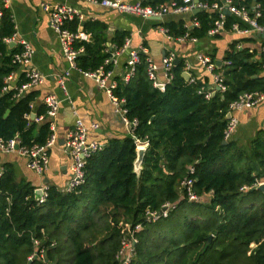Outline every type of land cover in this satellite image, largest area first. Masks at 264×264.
Returning <instances> with one entry per match:
<instances>
[{"label":"trees","instance_id":"16d2710c","mask_svg":"<svg viewBox=\"0 0 264 264\" xmlns=\"http://www.w3.org/2000/svg\"><path fill=\"white\" fill-rule=\"evenodd\" d=\"M172 1L183 4L182 0L148 4ZM258 2L263 22L264 0ZM1 9L0 139L19 135L22 146L42 145L51 134L49 121L37 131V124L30 125L28 119L39 91L17 96L26 75L4 89L5 78L17 68L13 55L21 47L7 49L5 38L15 33V23L10 10ZM194 17L199 26L190 34L204 38L218 13L199 10ZM77 21L72 30H77ZM235 21L226 16L225 31H231ZM166 26L173 36L187 32L182 21ZM84 29L92 38L75 44L84 48L77 56L78 67L95 71L104 65L106 71L113 70V62L105 63L114 52L106 43L105 25L88 22ZM126 36L116 34L117 49L124 46ZM243 41L250 39L235 36L222 58L228 63L214 69L225 77L226 90L211 98L202 91L209 89L211 76L194 74V82L187 80L184 59L176 62L164 88L155 87L148 75V56L140 53L129 81H119L114 89L115 96L125 101L128 119H136L137 125L132 135L113 138L88 158L85 181L75 190L50 185L41 203L34 187L17 181L8 165L0 175V264H29L34 238L41 241L48 262L36 259L32 264H117L122 239L137 224L142 228L136 232L137 252L131 264H264V192L255 185L264 179V127L249 147L233 139L224 143L230 105L243 93L264 92V57L255 59L248 47L237 48ZM7 110L10 113L4 117ZM137 139L147 144L139 174L134 165ZM187 179L199 200L188 199L183 185ZM166 204L173 206L167 217L148 219L150 212Z\"/></svg>","mask_w":264,"mask_h":264},{"label":"crops","instance_id":"0c3cea01","mask_svg":"<svg viewBox=\"0 0 264 264\" xmlns=\"http://www.w3.org/2000/svg\"><path fill=\"white\" fill-rule=\"evenodd\" d=\"M129 1L152 5L148 4L149 0ZM44 2L73 7L80 17L68 22L67 27L73 32L83 31L88 34L87 41H91L92 37L91 33L85 31V23L99 22L105 25L106 43L114 51L110 58L113 62V78L118 81H122L123 76L129 71L127 66L129 50L139 48L145 49L143 53L152 58L159 66L162 64L163 57L174 51L178 56V60L184 59L185 64H191L190 73L192 75L195 74V77L200 78L201 75L208 74L212 79V74L199 63L198 56L203 54L213 58V54L216 56V61L223 60V55L230 42L235 39V36L231 33L222 34L220 38H216L217 36L211 37L207 34L206 37L198 38V41L194 43L179 41L178 38L182 35H171L166 26L169 23L182 21L187 28V32H190L192 27H196L192 25L195 18L194 9L196 8L179 14L171 12L162 18H144L122 13L99 4H92L85 0H9L6 8L10 10L15 23V33L12 36L15 38L13 42H16V44L12 47L10 44L13 42L5 41L7 49L21 47L20 41L24 40L34 49V55L30 64L26 66L17 65L15 71L5 78V82L13 87L22 75L27 77V73L31 69L38 70L45 76L43 84L30 86L19 95L18 92L17 96H21L24 92L32 89L39 91V96L31 105L32 111L28 115L29 124H37L36 129L38 131L43 121H49L51 130L52 121L55 126L54 132L57 140L49 150L50 162L43 175L31 170L27 166V157L18 152H0V175L10 165L15 172L17 181H26L34 187L35 198L36 190L42 188L45 184L55 185L61 189L66 188L71 178L70 165L72 162L66 141L76 120L81 119L88 127L89 140L97 141L104 146L113 138L123 139L128 135H132L129 124L116 111L114 101L99 82L70 66L63 54L59 36L51 26L49 15L41 7ZM169 3H159L153 6ZM75 20H78L77 30H72ZM119 32L126 33L127 36L124 46L117 49L113 39ZM250 41H256V44L259 43L254 38ZM127 42H129L128 48L123 50ZM66 72H69V75L66 76ZM157 75L159 81L165 82V75L161 68L157 71ZM9 77L11 78L9 79ZM61 77L64 78V84H61ZM27 82L28 77L23 84ZM22 85L19 87V91ZM51 94L57 96L61 101L57 115L51 121L48 118L43 121L36 120L46 114V112L45 114L40 113V110L43 108L47 111L45 98ZM235 114L239 119V124L232 135V139L241 146H249L258 130L264 127V102ZM93 124H97V127H92Z\"/></svg>","mask_w":264,"mask_h":264},{"label":"built area","instance_id":"2783aa9c","mask_svg":"<svg viewBox=\"0 0 264 264\" xmlns=\"http://www.w3.org/2000/svg\"><path fill=\"white\" fill-rule=\"evenodd\" d=\"M9 0H0V16L2 14V7H7ZM92 4H99L101 6L117 10L122 13H128L136 16H142L144 18H162L168 13H183L191 11L194 8H199L200 10H210L218 13V18L214 22V25L209 29L208 35L215 37L219 34L231 33L234 36H237L242 39H256L259 41L256 44L252 41H243L237 45V48L243 49L248 47L249 51L254 55V58H263L264 57V21L260 22V19L263 16V11L261 9V3L257 0H254L250 5L244 3L245 0H241V4H236L234 0H221V3L214 2L212 4L206 2H196V0H182L183 4H178L175 1L170 2L169 4L161 5H146L142 2H131L129 0H85ZM42 9L48 13L51 26L57 32L61 44V48L65 58L70 63V66L74 69H78L83 72L86 76L94 78L99 82V84L106 90L108 95L112 98L116 105V111L122 115L123 120L129 124L131 131L137 125V120H129L127 117V109L124 106V100L118 99L114 94V89L117 87L119 81L113 78V71H106L104 65L100 66L95 71H83L77 65V56L84 51L83 47L76 48V42L87 41L89 36L83 31L73 32L67 27V23L79 18L78 12L71 6L52 4L44 2L41 5ZM229 11V15L235 17L236 21L232 24L231 31H225L226 24V14L225 11ZM193 26H199V21L194 18L192 21ZM179 41H191L197 42L198 38L192 36L190 32H186L180 36ZM15 38L13 36L5 38L6 42H13ZM21 50L13 55V63L17 65L26 66L31 63L32 57L34 55V49L31 45L24 41H20ZM129 42L125 45L123 50H127ZM145 49H130L129 58L127 61V66L129 71L121 79L124 82H128L132 76L136 64L139 62V55L143 53ZM119 53V51H117ZM116 52V53H117ZM178 60V56L174 51L169 52L162 59V64L159 66L156 64L152 58L147 57L148 62V75L149 78L153 81L155 87L160 85H166L172 80V68L175 66ZM111 59L105 61L108 64ZM199 63L206 68V70L212 74V85L206 91L205 95L207 98H211L217 91L226 90L224 84L225 77L221 73L214 72L216 67L219 65L214 61L210 56L200 54L198 56ZM227 61L222 60V64H227ZM221 64V65H222ZM162 69L165 75V82H161L158 79L157 71ZM191 64H186L185 72L190 73ZM66 76L69 75V72H66ZM28 82L23 84L18 93L21 94L24 90L30 86L41 85L44 82L45 76H43L38 70L31 69L27 73ZM11 77H9L10 79ZM191 82L196 80L195 77L190 73ZM61 84H64V78H60ZM9 84H7L4 89L8 90ZM264 102V92H253V93H243L239 98L234 101L230 107L227 114L229 120L228 125L225 129L224 140L229 141L232 138L234 131L236 130L239 119L236 116V112L242 111L244 109L252 108L257 106L260 103ZM45 104L47 111L45 115L38 117L36 120L43 121L48 118L52 120L55 117L60 109L61 101L54 94L48 95L45 98ZM92 127L96 128L97 124H93ZM55 126L51 121V134L47 138L46 142L42 145H33V146H22L19 136H15L11 139L4 140L0 139V152L2 153H14L18 152L27 157V166L36 172L39 175H43L50 162L49 150L55 145L57 136L55 134ZM138 146H146L137 139ZM66 145L68 152L71 155V178L64 189L65 191H73L79 186H81L85 181V165L89 157L94 153L101 151L104 148V145L97 142L91 141L88 139V127L85 123L78 119L75 122L74 127L69 132ZM192 171V170H191ZM264 183L263 180H258L255 185ZM183 185L187 187V196L190 201L199 200L198 196L191 189L192 180L187 179L183 182ZM43 194L37 199L39 202H44L48 196L49 185L45 184L42 187ZM173 208L171 204H166L163 206L162 210L150 212L148 215L149 220H156L161 216L167 217L170 210ZM142 228L141 224H137L133 230H131L123 239L121 247L116 253L117 264H131L133 259L136 256V244L138 239L136 237V232ZM34 252L28 257L29 264L36 259H42L44 262H48L46 258V250L42 247V243L38 238H34Z\"/></svg>","mask_w":264,"mask_h":264},{"label":"water","instance_id":"95a60500","mask_svg":"<svg viewBox=\"0 0 264 264\" xmlns=\"http://www.w3.org/2000/svg\"><path fill=\"white\" fill-rule=\"evenodd\" d=\"M196 2H199V0H196ZM198 11H199V8L194 9V12H195V13H197ZM225 12H226V14H228V15L230 14L229 11H227V10H226ZM15 44H16V42H13V43L10 44V46L13 47V46H15ZM217 64H218V65H221V64H222V60H217ZM183 75H184V77H185L187 80L190 79V73H188V72H184ZM159 88H164V85H160ZM8 114H9V110H7V112L5 113V117H6ZM228 118H229V117H228ZM226 142H227V141H224V143H226ZM146 147H147V146H139V147L137 148V159H136L134 165H135V170H136V172H137L138 174H139L140 171H141V164H142V162H143L144 155H145V153H146ZM256 189H258V190L264 192V183H261V184L257 185V186H256ZM42 194H43V189H42V188H38V189L36 190V199H39L40 196H42Z\"/></svg>","mask_w":264,"mask_h":264},{"label":"rangeland","instance_id":"374dc122","mask_svg":"<svg viewBox=\"0 0 264 264\" xmlns=\"http://www.w3.org/2000/svg\"><path fill=\"white\" fill-rule=\"evenodd\" d=\"M227 40L229 39L228 37L226 38ZM224 43H225V41H224ZM232 139V138H231ZM242 146H247V145H242ZM247 147H249V146H247Z\"/></svg>","mask_w":264,"mask_h":264}]
</instances>
